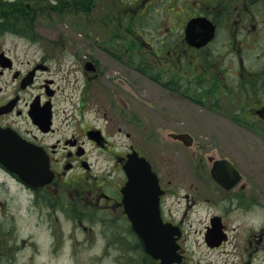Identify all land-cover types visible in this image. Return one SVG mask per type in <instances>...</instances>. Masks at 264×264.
<instances>
[{
	"label": "flooded vegetation",
	"instance_id": "af4514ba",
	"mask_svg": "<svg viewBox=\"0 0 264 264\" xmlns=\"http://www.w3.org/2000/svg\"><path fill=\"white\" fill-rule=\"evenodd\" d=\"M160 3H166L164 12L171 18L166 38L159 35L158 24L153 28L157 32L147 34L148 40L140 39L141 32L145 35L141 15ZM69 4L70 1L55 0L50 8L53 12L73 11L78 14L80 25L103 15L108 28L113 26L118 32L111 39L121 58H108L106 66L100 58H8L0 62V132L8 134L4 136L8 146L9 137H15L16 144L28 149L27 154L34 157L36 164V185L28 186L0 160V187L9 191L12 184L15 192L10 200L14 199L19 207L26 200L25 223H32L36 229L44 225L55 251L62 246V221L58 215H63L71 227L70 240L77 247L73 254L85 255L86 264H264V226L241 232L230 228L227 222V218L242 210L250 212L254 196L243 192L246 182L225 189L212 178V164L224 157L202 154L197 146L192 152L195 166L174 164L168 174L160 173L154 162L148 160L158 179L159 191L163 190L157 205L154 187L143 193L124 190L129 182L124 170L129 157L145 155L135 142L134 132L128 129L125 91L119 87L126 86L123 78L127 76L130 58L122 57H128L129 51L135 53L138 58L133 59L138 62L142 58H157L154 61L158 69L161 59L167 57L168 72L157 71L154 84L178 95L180 100H187L184 95L197 82L191 74L199 72L204 84L196 87L198 92L212 89L213 98L221 100L222 95L216 98V94L232 85L233 99L223 93L231 101L228 105L251 111L255 120L264 125L257 114L264 109V64L255 68L252 62V58H264V0H73ZM26 11L33 12L34 8L29 6ZM194 18L214 25V36L204 46L194 47L207 34L201 23L190 29L194 38H188L187 23ZM221 35L235 58L231 70L208 63L206 52ZM129 46L137 47L130 50ZM168 47L170 50L164 53ZM256 48L263 51L254 52ZM178 63L185 65L183 71ZM130 68L140 76L143 74L133 66ZM228 72L234 81L226 78ZM70 76L73 78L69 79ZM64 94L68 107L62 109L59 107ZM86 108L94 110L92 120L85 119ZM58 110L66 111L64 118L69 120L59 119ZM120 137L129 143L118 144ZM44 174L49 179L40 184ZM183 187L187 202L216 210L207 214L203 230L187 231L183 219L177 221L167 215L165 198ZM6 209L7 200L0 199V211ZM157 212L163 223L178 228L168 234L175 252L163 259L146 255L132 229V220L154 221ZM11 230L3 232L0 224V264H16V255L27 247L38 255L39 245L32 241V235L10 239ZM75 233L79 237L73 236ZM97 240L100 247L95 246ZM7 241L12 243L8 250ZM75 260L82 264L81 257Z\"/></svg>",
	"mask_w": 264,
	"mask_h": 264
},
{
	"label": "rangeland",
	"instance_id": "374dc122",
	"mask_svg": "<svg viewBox=\"0 0 264 264\" xmlns=\"http://www.w3.org/2000/svg\"><path fill=\"white\" fill-rule=\"evenodd\" d=\"M53 1L55 0H0V51L9 58H100L104 66L108 65V58H121L115 53V49L112 47L115 43L111 39V35L118 32L113 26L108 28L103 15L92 23L80 25L77 21L78 14L73 11L48 12L47 9L50 8ZM16 5L22 9L25 8V5L34 6L35 11L36 5L38 6L37 15L35 11L27 12V20L31 22L33 35H27L28 33H22V31L15 29L11 30L8 28L9 25H6V18L10 16L13 10H17L18 6ZM164 5L166 3H160L158 6L152 5L149 9L147 8L145 14L141 15L142 23L144 22L145 25V35L142 36L143 32H141L140 39L146 38L148 40L147 34L157 32L153 28L158 24H161L159 35L162 39L166 38L168 32L166 27L170 25L171 18L164 12L165 8H162ZM178 10H176L177 13ZM128 17L129 19L132 18L131 15ZM222 25L223 23H221ZM223 39L224 36L221 35L206 52L208 63L219 64L222 69L231 70L235 58L229 52L232 48L228 49ZM153 46L156 49V46ZM136 47L129 46V49L134 48L136 50ZM168 50L170 47L166 48L164 53ZM253 51L260 53L263 49L256 48ZM128 53V57L123 56L122 58H130V64L135 53L130 51ZM214 55H219V58H212ZM161 60L162 64L159 71L168 72L166 63L169 58L164 57ZM216 61L220 62L216 63ZM252 62L255 68L263 67L261 64H264V58H252ZM114 65L113 63L112 67ZM178 67L182 68V71L185 69L184 64L178 63ZM143 74L145 77L128 67L127 76L123 78L126 86L119 85L125 91L123 96L130 121L128 129L134 132L136 144L144 150V154L151 162H154L155 168L160 170L162 174H168V170L178 163L181 166H188L189 163L191 166H195V157L192 156V152L196 150L197 146L201 149L202 154H215L228 158L236 164L244 175L243 182H246L247 185L243 192L249 195L252 193L254 196L250 203V212L241 209L243 212L240 211L233 218H227L230 228L233 227L238 231L246 232L259 230L263 227L264 125L255 120L251 111L229 106L224 97L215 101V98L208 92L202 93L201 96L194 95L198 93L196 87L204 84L203 76L199 72L191 74L197 82L192 85L191 91L193 93L184 97L187 100H180L178 95L171 94L154 84L146 78V73ZM227 74L229 77L226 78L234 81L231 76L232 73L228 72ZM72 78V76L69 77V79ZM214 83L215 81H213ZM226 90L233 95L235 94L232 85L226 87ZM67 92L68 90H66ZM66 96V94L61 96L63 101L59 108L68 107L64 100ZM95 97V101H99L98 96ZM112 98L116 102L114 95ZM58 113L59 119L69 120L67 116L64 118L66 111L63 113L58 110ZM94 116L93 109H85V119L92 120ZM182 132H187L192 136V146L186 147L169 137L170 133ZM125 142L129 143L121 137L118 140V144ZM10 187L9 191L0 187V199L2 201L7 200L8 203V209L4 212L0 211V224H2L3 232H9L12 229L10 239L16 237V240L32 235V241L39 245L38 255H34L29 247L18 253L16 264H76L75 258L78 260L79 257L82 258V264H86L85 255L73 254L77 247L70 240L72 237L69 233L71 227L64 220V216L58 215L59 220L62 221V239L59 240L62 246L54 251L51 238L47 236L44 225L36 229L32 227V223H25L27 220L26 200H22L20 207L14 199L10 200V196L14 197L15 192L12 184ZM184 194L185 189L183 187L167 195L164 200L167 215L174 216L177 221L183 219V226L187 231L203 230L207 222V214L209 216L216 210H206L205 206L204 208L200 206L201 204L193 206L191 202L184 199ZM18 208L21 210L16 212ZM182 214L185 216L183 217ZM11 216H13V220ZM7 225L10 226V229H6ZM73 236L79 237V233H75ZM7 243L8 250L12 243L8 241ZM95 246L100 247L98 240ZM8 258L7 253L5 260L7 261Z\"/></svg>",
	"mask_w": 264,
	"mask_h": 264
},
{
	"label": "water",
	"instance_id": "95a60500",
	"mask_svg": "<svg viewBox=\"0 0 264 264\" xmlns=\"http://www.w3.org/2000/svg\"><path fill=\"white\" fill-rule=\"evenodd\" d=\"M0 58L7 57L3 53H0ZM171 137L173 139L182 141L187 146L191 144V140L186 134H171ZM0 158L5 164L8 163L10 165L9 168L11 171L18 173L22 177L23 174L27 173L26 169H30L28 165L20 164L21 158L17 154L12 155L11 157ZM21 165L23 166L22 169L19 168L22 167ZM127 168L128 173L132 177L138 178L137 182L139 183V187H141L142 189H147L150 184L152 185V187L153 184H156V188L158 189L157 183H155V179L154 181L151 179V176L153 174L151 173L150 166L145 161V159L137 157V162L131 165H127ZM217 168L221 169L218 170ZM212 175L213 177L218 179V181L222 185L231 184V181L227 180V175H232L233 177L238 176L236 170L230 165V163L225 160L217 161L215 163L212 169ZM235 179L233 181H235ZM24 181L27 184H32V182L30 180H27L26 178H24ZM133 228L143 242L146 253L155 256L156 253L163 254L165 251H174V245H171L168 242V237H165L164 235V232L168 231L169 228L167 227V225L162 224L158 217H156V219L152 222L134 221ZM159 248L161 249L160 251H158Z\"/></svg>",
	"mask_w": 264,
	"mask_h": 264
},
{
	"label": "trees",
	"instance_id": "16d2710c",
	"mask_svg": "<svg viewBox=\"0 0 264 264\" xmlns=\"http://www.w3.org/2000/svg\"><path fill=\"white\" fill-rule=\"evenodd\" d=\"M65 1H70L69 5H72L73 0H65ZM27 19H28V15L25 9H22L20 6H18L17 10H13L10 16L6 18L5 23L6 25H9L8 28H10L11 30L15 29L18 31H22V33H26V34L28 33L27 35H31V34L33 35V29L32 26L30 25L31 22L30 20Z\"/></svg>",
	"mask_w": 264,
	"mask_h": 264
}]
</instances>
